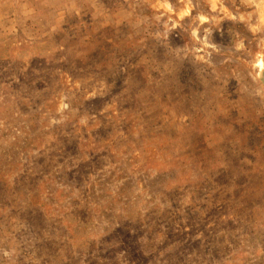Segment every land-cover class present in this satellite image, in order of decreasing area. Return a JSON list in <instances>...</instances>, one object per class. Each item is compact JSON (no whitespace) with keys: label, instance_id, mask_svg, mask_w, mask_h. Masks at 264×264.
<instances>
[{"label":"rangeland","instance_id":"obj_1","mask_svg":"<svg viewBox=\"0 0 264 264\" xmlns=\"http://www.w3.org/2000/svg\"><path fill=\"white\" fill-rule=\"evenodd\" d=\"M0 264H264V0H0Z\"/></svg>","mask_w":264,"mask_h":264}]
</instances>
